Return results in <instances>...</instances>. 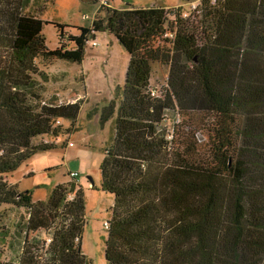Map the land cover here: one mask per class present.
I'll use <instances>...</instances> for the list:
<instances>
[{"label":"trees","instance_id":"obj_1","mask_svg":"<svg viewBox=\"0 0 264 264\" xmlns=\"http://www.w3.org/2000/svg\"><path fill=\"white\" fill-rule=\"evenodd\" d=\"M27 1L0 0V206L28 213L20 252L0 264H91L81 252L82 189L58 186L40 204L7 175L54 148L34 140L68 132L59 120L71 125L79 114L28 90L38 62L81 64L96 32L129 55L124 85L99 119L114 118L101 162L100 188L114 198L105 264H264V0H201L198 22L177 9L176 27L163 7L109 8L80 35L59 26L53 51ZM153 63L169 68L160 98L150 95ZM172 110L181 121L167 131Z\"/></svg>","mask_w":264,"mask_h":264},{"label":"rangeland","instance_id":"obj_2","mask_svg":"<svg viewBox=\"0 0 264 264\" xmlns=\"http://www.w3.org/2000/svg\"><path fill=\"white\" fill-rule=\"evenodd\" d=\"M27 3L26 12L39 13L40 19L47 22L43 24L41 34L45 46L52 51L60 45L59 26L64 35H80V28L93 30V23L104 21L109 12V8L99 7L98 2L93 5L92 0H28ZM186 5V0H111V9L158 6L165 8L170 16ZM167 23L170 26L171 23ZM93 34L95 36L88 40L81 64L55 60L53 64L44 66L38 62L40 71L34 76L28 90L40 97L41 105L76 104L80 109L79 114L71 125L70 120H59L64 129L70 128L68 132L58 137L49 134L36 138L34 143H52L55 147L34 153L15 172L7 175V181L17 184L20 191H29L32 201L40 204H46L58 186L72 181L74 190L79 186L85 208L81 252L91 264H105V224L112 217L114 198L100 188L101 162L104 148L114 133V118L103 126L99 119L102 108L115 98L117 88L124 85L129 55L113 35L105 32ZM5 61L6 51L0 48V65ZM168 69L167 65L153 63L151 85L156 88L163 86ZM166 116L162 125L167 131H172L181 121L178 111H169ZM68 143L72 145L66 146ZM71 173H76L77 177L71 179ZM88 176L92 178L94 187ZM27 217L28 213L22 208L0 206L2 258L14 259L20 252ZM42 237L45 238L44 233Z\"/></svg>","mask_w":264,"mask_h":264},{"label":"built area","instance_id":"obj_3","mask_svg":"<svg viewBox=\"0 0 264 264\" xmlns=\"http://www.w3.org/2000/svg\"><path fill=\"white\" fill-rule=\"evenodd\" d=\"M96 3H99V7H105V8H111V0H95ZM200 7H201V0H190L187 1V5L183 8H181V10L178 11V13L180 14V18L183 20H190L192 22V19H194L195 21L198 22L199 18H200ZM177 9V8H176ZM177 11H175L173 13V15L168 16V22H170L171 24L174 23V26H177L176 20H177ZM173 33L171 34H165V38L168 39H173ZM92 45H96L95 43H92ZM167 82V80H166ZM166 82L163 86H161L160 88H156L154 86H151L150 89V95L152 97L155 98H160L162 95V91L163 89L166 87ZM75 102H72L71 104H74ZM72 143H68L67 146H71ZM77 177L76 173H71L70 174V178L71 179H75ZM69 197H72V195H70ZM105 228L107 229V223L105 224ZM49 242V240H48Z\"/></svg>","mask_w":264,"mask_h":264},{"label":"water","instance_id":"obj_4","mask_svg":"<svg viewBox=\"0 0 264 264\" xmlns=\"http://www.w3.org/2000/svg\"><path fill=\"white\" fill-rule=\"evenodd\" d=\"M87 179H88L89 182L91 183V186H93V185H94V182H93L92 178H91L90 176H88Z\"/></svg>","mask_w":264,"mask_h":264}]
</instances>
